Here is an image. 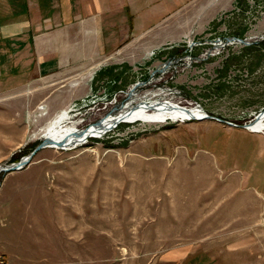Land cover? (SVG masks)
Returning a JSON list of instances; mask_svg holds the SVG:
<instances>
[{
  "label": "rangeland",
  "instance_id": "obj_1",
  "mask_svg": "<svg viewBox=\"0 0 264 264\" xmlns=\"http://www.w3.org/2000/svg\"><path fill=\"white\" fill-rule=\"evenodd\" d=\"M118 1L112 50L53 28L14 66L0 40V166L61 114L83 129L167 102L223 122H121L1 172L0 264H264V132L243 127L264 111V0Z\"/></svg>",
  "mask_w": 264,
  "mask_h": 264
},
{
  "label": "crops",
  "instance_id": "obj_2",
  "mask_svg": "<svg viewBox=\"0 0 264 264\" xmlns=\"http://www.w3.org/2000/svg\"><path fill=\"white\" fill-rule=\"evenodd\" d=\"M120 7L133 18L128 2ZM120 7L118 0H0L2 55L6 50H12L15 57L13 65H18L19 52L23 49L40 50L39 40L34 36L48 34L53 28L59 29L63 46L70 42L72 35L93 36L99 40L100 49L112 50L113 47H108V41L102 36L109 32L105 29L115 25ZM23 36L32 37L30 46H23ZM52 62L51 58L43 59L40 67L42 70L50 69Z\"/></svg>",
  "mask_w": 264,
  "mask_h": 264
},
{
  "label": "bare ground",
  "instance_id": "obj_3",
  "mask_svg": "<svg viewBox=\"0 0 264 264\" xmlns=\"http://www.w3.org/2000/svg\"><path fill=\"white\" fill-rule=\"evenodd\" d=\"M200 115H205V113L198 108L188 109L185 107H179L173 103L151 102L148 104L137 105L116 114H109L95 124L90 125L87 128L80 129L75 125H67L66 115L61 114L46 126L42 132V137L44 139H51L53 145L65 142L63 146L64 148L62 149L66 150L85 143L88 138L103 135L105 132L109 131L121 122H130L135 120H155L162 122L167 119L187 120L189 117H198ZM245 128L252 132L263 133L264 112L258 114L252 123L245 125ZM48 147L57 148L56 146H52V144H49Z\"/></svg>",
  "mask_w": 264,
  "mask_h": 264
},
{
  "label": "water",
  "instance_id": "obj_4",
  "mask_svg": "<svg viewBox=\"0 0 264 264\" xmlns=\"http://www.w3.org/2000/svg\"><path fill=\"white\" fill-rule=\"evenodd\" d=\"M263 112H264V111H260L258 114H261V113H263ZM202 118L216 119V120H219V121H222V122H223V120H221V119H219V118H215V117L210 116V115H207V114H205V115H200V116H198V117H189V119H202ZM189 119H187V120H189ZM226 123H228L229 125L236 126L235 124L230 123V122H226ZM243 127H245V124L243 125ZM49 144H52V146H56L57 148L62 149V148H64L63 146H64L65 142H60V144L53 145L52 140L49 139V138H46V139H44V140H41V142H40L39 144H37V145L34 147V149H33V150H32L27 156L21 158L18 162H16V163H12V164H10V165H8V166H5V167L0 166V173H1V172L17 171V170L22 169L24 166H26V164H28V162L30 161V159L32 158V156H33L37 151H39V150L42 149V148L48 147Z\"/></svg>",
  "mask_w": 264,
  "mask_h": 264
}]
</instances>
